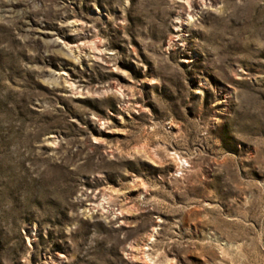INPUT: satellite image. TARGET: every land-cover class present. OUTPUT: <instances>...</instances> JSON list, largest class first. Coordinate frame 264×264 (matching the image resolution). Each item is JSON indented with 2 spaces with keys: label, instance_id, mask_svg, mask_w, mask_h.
I'll list each match as a JSON object with an SVG mask.
<instances>
[{
  "label": "rangeland",
  "instance_id": "1",
  "mask_svg": "<svg viewBox=\"0 0 264 264\" xmlns=\"http://www.w3.org/2000/svg\"><path fill=\"white\" fill-rule=\"evenodd\" d=\"M0 264H264V0H0Z\"/></svg>",
  "mask_w": 264,
  "mask_h": 264
}]
</instances>
